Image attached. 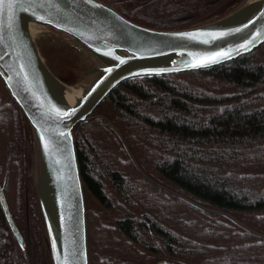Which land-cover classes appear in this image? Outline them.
<instances>
[{
	"label": "trees",
	"instance_id": "1",
	"mask_svg": "<svg viewBox=\"0 0 264 264\" xmlns=\"http://www.w3.org/2000/svg\"><path fill=\"white\" fill-rule=\"evenodd\" d=\"M165 30L241 0H101ZM89 264H264V43L205 70L132 78L79 123ZM32 131L0 79V264H51Z\"/></svg>",
	"mask_w": 264,
	"mask_h": 264
},
{
	"label": "water",
	"instance_id": "2",
	"mask_svg": "<svg viewBox=\"0 0 264 264\" xmlns=\"http://www.w3.org/2000/svg\"><path fill=\"white\" fill-rule=\"evenodd\" d=\"M26 6L42 22L98 53L117 59L101 70L70 110L57 113L42 90L31 47L17 32L15 6ZM197 27L165 30L135 23L101 0H4L0 4V79L38 139L44 159L56 174L62 263L57 255L41 199L42 219L51 264H89L84 191L73 138L75 127L92 118L111 92L126 80L205 70L233 61L264 43V3L241 26L196 32ZM0 204L19 243L22 238L10 216L2 188Z\"/></svg>",
	"mask_w": 264,
	"mask_h": 264
},
{
	"label": "bare ground",
	"instance_id": "3",
	"mask_svg": "<svg viewBox=\"0 0 264 264\" xmlns=\"http://www.w3.org/2000/svg\"><path fill=\"white\" fill-rule=\"evenodd\" d=\"M263 3L264 0H244L240 7L234 10L226 18L200 27L196 32L206 34L210 31H224L241 26L258 13ZM13 12L19 38L23 44L27 45V47H31V43L35 41L40 33L51 31L62 39L80 48L90 63L97 69H105L117 62V59L110 58L107 55L91 50L73 37L45 25L42 20L40 18L38 19V16L26 6L17 5L14 7ZM35 59L34 65L41 79L40 84L42 90L52 105V108L59 114L72 109L83 95V86L80 83L66 84L61 82L49 73L38 54ZM56 184L55 171L48 159L45 158L41 182L42 200L48 216L52 235L56 243L57 255L60 263H62Z\"/></svg>",
	"mask_w": 264,
	"mask_h": 264
},
{
	"label": "rangeland",
	"instance_id": "4",
	"mask_svg": "<svg viewBox=\"0 0 264 264\" xmlns=\"http://www.w3.org/2000/svg\"><path fill=\"white\" fill-rule=\"evenodd\" d=\"M243 1L241 0L231 12L240 7ZM31 51L35 57L38 54L51 75L66 84L80 83L84 91L101 73L99 68H95L90 63L80 48L51 31L40 33L31 43ZM28 161L34 184L37 187L38 203H40L39 201L42 199L43 154L33 132L32 142L28 146Z\"/></svg>",
	"mask_w": 264,
	"mask_h": 264
},
{
	"label": "snow or ice",
	"instance_id": "5",
	"mask_svg": "<svg viewBox=\"0 0 264 264\" xmlns=\"http://www.w3.org/2000/svg\"><path fill=\"white\" fill-rule=\"evenodd\" d=\"M4 2V0H0V4H2ZM38 19H39V17H38Z\"/></svg>",
	"mask_w": 264,
	"mask_h": 264
}]
</instances>
